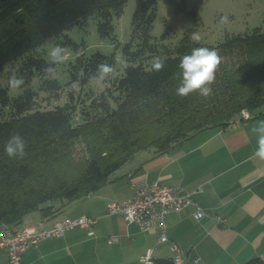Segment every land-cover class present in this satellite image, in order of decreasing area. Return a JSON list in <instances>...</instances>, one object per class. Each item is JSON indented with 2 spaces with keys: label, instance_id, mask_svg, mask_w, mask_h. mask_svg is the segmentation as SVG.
<instances>
[{
  "label": "trees",
  "instance_id": "1",
  "mask_svg": "<svg viewBox=\"0 0 264 264\" xmlns=\"http://www.w3.org/2000/svg\"><path fill=\"white\" fill-rule=\"evenodd\" d=\"M128 1L0 0V80H24L17 97L0 81V225L18 227L34 213L55 217L71 202L104 187L138 152L151 148L164 153L206 129L244 120V111L252 117L264 112L263 27L229 35L217 45L183 38L159 47L150 35L156 15L146 16L145 9L136 16L141 18L137 29L143 27V42L134 51L130 44L125 47L128 63L133 64L115 76L114 57L78 56L68 84L72 92L78 88L81 105L72 104L71 92L70 102L46 109L39 103L46 99L42 93L54 91V100L63 101L58 95L63 86L47 78L54 65L38 46L93 18H99L102 36L113 37V20ZM147 1L145 7L156 0ZM197 47L214 49L220 56L212 93L178 96L180 60ZM158 61L164 65L160 70L155 69ZM100 64L112 67L111 85L85 97L81 88L94 81ZM16 133L25 138L26 152L9 159L3 145ZM246 264L264 261L257 258Z\"/></svg>",
  "mask_w": 264,
  "mask_h": 264
},
{
  "label": "crops",
  "instance_id": "2",
  "mask_svg": "<svg viewBox=\"0 0 264 264\" xmlns=\"http://www.w3.org/2000/svg\"><path fill=\"white\" fill-rule=\"evenodd\" d=\"M264 112L225 128L206 129L171 150L137 153L115 172L104 187L68 204L55 217L34 213L23 227H50L57 220L82 216L96 218L94 236L75 228L63 236L30 248L23 264H144L152 252L153 264H171L180 252L186 264H246L264 261V160L256 157V134ZM149 182L183 187L211 214L224 217L222 227L215 217L196 220L191 210L168 216V242L160 243V231L141 232L108 206L132 197V183ZM117 237L116 242H110ZM0 252V264L8 263Z\"/></svg>",
  "mask_w": 264,
  "mask_h": 264
},
{
  "label": "rangeland",
  "instance_id": "3",
  "mask_svg": "<svg viewBox=\"0 0 264 264\" xmlns=\"http://www.w3.org/2000/svg\"><path fill=\"white\" fill-rule=\"evenodd\" d=\"M147 2V0L127 2L121 16L113 20V37L102 36L98 29L100 20L93 18L84 26H75L67 30L57 40L40 44L37 51L47 61L48 51L55 45L65 49L68 59L62 64H55L47 77L57 80L63 86V90L59 91L60 94L58 93L63 101L54 100L55 92L53 91L42 93L44 99L50 97V100L40 98L39 103H44L46 109H52L57 105L70 102L69 94L72 92L68 84L72 80L70 67L80 55L90 57L101 53L104 56L114 57V74L115 76L122 74L125 65L133 64L128 63L126 45L130 44V50L134 51L144 40L143 27L140 30L137 29L141 18H136L137 14L144 9L146 16L150 17L152 13L156 15L150 35L151 41L157 42L159 47L178 44L183 38H189L193 42L217 45L229 35L246 33L257 27L264 28V0H156L154 4L145 7ZM194 34L199 36V40L193 39ZM67 40H70L71 44ZM0 81L4 87L10 88L12 97L21 94L22 89L11 87L7 77H3ZM37 84L35 83L34 86ZM108 85H111L110 76L88 82L81 88L80 93L86 97L90 91L96 93L104 91ZM71 95L74 97L72 104L81 105L77 101L78 88ZM110 181L109 179L108 182ZM25 227L21 223L16 228Z\"/></svg>",
  "mask_w": 264,
  "mask_h": 264
},
{
  "label": "built area",
  "instance_id": "4",
  "mask_svg": "<svg viewBox=\"0 0 264 264\" xmlns=\"http://www.w3.org/2000/svg\"><path fill=\"white\" fill-rule=\"evenodd\" d=\"M242 117L244 120H249L252 114L244 111ZM132 190L131 198L110 204L108 213L120 214L125 221L134 224L141 232L160 231V243L168 242L167 221L172 213L191 210L193 217L198 221L215 217L222 227H227V220L224 217L211 214L196 200L195 194L198 192L193 193L183 187L163 185L159 182H149L145 178L135 179ZM97 223L96 218L82 216L57 220L50 227L16 228L13 225H0V252L8 254L7 264H23L25 253L30 248L37 247L42 241L63 236L67 231L78 227L88 229L89 236H94L93 227ZM116 241L117 237L110 238L111 243ZM175 249L180 255L176 256L172 263L186 264L180 249L177 246ZM141 262L153 264L152 252L143 255Z\"/></svg>",
  "mask_w": 264,
  "mask_h": 264
},
{
  "label": "clouds",
  "instance_id": "5",
  "mask_svg": "<svg viewBox=\"0 0 264 264\" xmlns=\"http://www.w3.org/2000/svg\"><path fill=\"white\" fill-rule=\"evenodd\" d=\"M194 40H199L198 35H193ZM68 55L64 48L59 45L52 46L48 51L49 65L62 64L66 62ZM220 64V56L214 49L207 47L193 48L191 53L182 57L179 63L182 79L176 89L178 96H188L198 91L200 95L208 97L212 93L211 84L215 80L217 66ZM163 62L158 61L155 69L163 68ZM51 71V67L47 69ZM113 72L111 66L100 64L97 66V76L93 80L104 79ZM24 83L23 78L13 79L10 85L18 88ZM252 131L256 134L257 148L254 155L264 160V122L254 127ZM27 143L19 133L11 135L3 145V152L9 159L22 158L26 152Z\"/></svg>",
  "mask_w": 264,
  "mask_h": 264
}]
</instances>
